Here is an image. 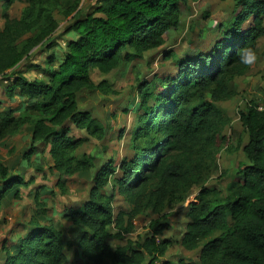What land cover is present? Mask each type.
Listing matches in <instances>:
<instances>
[{"label": "trees", "instance_id": "obj_1", "mask_svg": "<svg viewBox=\"0 0 264 264\" xmlns=\"http://www.w3.org/2000/svg\"><path fill=\"white\" fill-rule=\"evenodd\" d=\"M14 1H3L0 18V86L10 98L19 93L21 101L0 110V144L23 130L30 142L15 163L0 158V212L33 183L29 168L45 172L47 152L61 188L78 173L92 174V186L81 205L61 212L71 222L70 236L79 231L73 237L48 219L47 198L36 189V209L24 233L1 242L0 264H64L73 246L91 264H264V109L257 103L240 111L249 159L240 165V179L226 195L204 185L218 168V145L230 120L220 102L231 96V81L251 67L264 35V0H234L210 47L174 54L175 75L139 82L132 102L137 122L119 134L128 135L132 154L99 165L91 153L80 152L88 137L72 133L76 127L97 138L106 135L98 117L79 105L82 90H108L105 81L94 82L92 69L110 73L163 46L181 23L182 6L195 0H105L100 15L84 14L83 0H24L13 17L7 9ZM62 18L71 20L64 44L54 38ZM43 52V63H31ZM21 64L43 74L31 77ZM194 185L200 189L180 238L161 236L169 223L159 218L151 220L148 235L126 238L137 216H165L168 200L186 199ZM117 193L128 206L116 212ZM111 237L126 241L112 246ZM175 242L187 249L201 246L199 258H165Z\"/></svg>", "mask_w": 264, "mask_h": 264}, {"label": "rangeland", "instance_id": "obj_2", "mask_svg": "<svg viewBox=\"0 0 264 264\" xmlns=\"http://www.w3.org/2000/svg\"><path fill=\"white\" fill-rule=\"evenodd\" d=\"M0 0V18L3 20V2ZM105 0H83L81 11L84 14L96 12L98 6ZM234 0H195L182 6L183 13L181 23L177 29L170 32L168 40L163 46L147 51L143 57L133 59L129 64L123 65L110 73H103L97 68L92 69V78L96 84L105 81L107 89L99 86L82 90L78 95L79 105L82 109L90 110L106 127L104 138H97L90 135L84 129L73 128L72 133L79 137H88L84 142L80 152L91 153L99 165L103 161L111 158L116 163L125 155H131L128 148V131L136 124L135 105L133 100L137 98L136 89L143 79L153 77L172 76L177 73L176 57L182 56L186 51H198L210 47L213 38L216 36L218 24L231 16ZM25 5L24 0H15L7 9V13L13 17H18ZM100 15V12H96ZM264 20V19H263ZM69 18H62L60 26L54 33V38L64 44L67 38L71 37L66 28L70 24ZM172 52V54H170ZM175 54V55H174ZM46 52L34 55L31 63H43ZM26 65V64H25ZM22 66V64H21ZM23 71L31 77L41 76L42 70L33 67L27 70V66H22ZM232 94L229 98L222 100L220 104L225 108L230 120L224 126L225 139L218 145V168L208 173L204 185L217 188L222 195L230 191V183L240 179V165L249 162L243 149L248 141V132L241 120L240 111L245 109L246 104L253 101L258 105L264 102V35L258 42V49L253 58L249 70L235 77L230 84ZM0 99H5L6 95L0 87ZM16 104V103H15ZM126 107L130 108L129 111ZM126 130L127 134L120 137L119 134ZM30 138L27 130H23L13 138L7 140L5 144H0V158L10 164L17 161V153L29 145ZM16 148L12 151L11 146ZM51 161L47 152V164L45 172L34 168L27 170V177L33 176L34 180L29 186H22L21 195L17 199L8 202L0 212V245L5 239L16 238L25 231L27 221L36 209L33 193L40 187L42 199L47 198L46 206L48 219H52L57 226L62 228L68 235L71 222L62 217L61 212L65 207H77L81 205L89 196L92 186V174L78 173L67 176L64 188L58 184V174L49 169ZM91 175V176H90ZM111 189L107 186V192ZM200 185H194L186 199L171 197L166 209L165 216L150 211L141 214L135 219V230L127 234L126 238L144 237L152 232L150 223L152 219L168 221L167 232L170 237L177 239L185 231V224L189 220L190 203L196 201ZM11 199V198H10ZM114 206L116 212L121 207L128 204L120 193H117ZM168 237V236H167ZM115 237L109 238L112 246L126 241ZM201 246L196 249H187L175 242L169 248L166 258L178 261L197 260ZM1 259V257H0ZM64 264H91L88 262L80 249L76 246L67 250V257Z\"/></svg>", "mask_w": 264, "mask_h": 264}, {"label": "crops", "instance_id": "obj_3", "mask_svg": "<svg viewBox=\"0 0 264 264\" xmlns=\"http://www.w3.org/2000/svg\"><path fill=\"white\" fill-rule=\"evenodd\" d=\"M1 87V86H0ZM3 93L6 95V98H8V101H6L5 99H0V101H2V103L0 104V110H4L5 108H8L9 106H12V107H15L19 104V102L21 101V97H20V94L17 93L15 95L14 98H10L3 90V88L1 87ZM16 103V104H15ZM183 234V233H182ZM161 236H168L170 237V235L165 232V233H162ZM180 238V237H179ZM168 252V251H167ZM167 254V253H166ZM166 256V255H165ZM166 258V257H165ZM170 259V258H168Z\"/></svg>", "mask_w": 264, "mask_h": 264}, {"label": "built area", "instance_id": "obj_4", "mask_svg": "<svg viewBox=\"0 0 264 264\" xmlns=\"http://www.w3.org/2000/svg\"><path fill=\"white\" fill-rule=\"evenodd\" d=\"M259 108L264 109V102L262 103V105H259Z\"/></svg>", "mask_w": 264, "mask_h": 264}]
</instances>
